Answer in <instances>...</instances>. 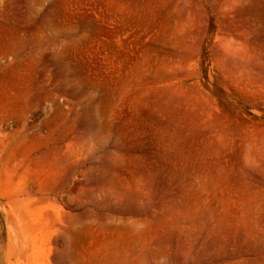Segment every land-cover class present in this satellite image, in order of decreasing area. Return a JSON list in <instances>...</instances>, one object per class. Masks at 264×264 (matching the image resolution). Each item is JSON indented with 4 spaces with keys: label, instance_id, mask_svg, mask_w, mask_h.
Instances as JSON below:
<instances>
[{
    "label": "rangeland",
    "instance_id": "obj_1",
    "mask_svg": "<svg viewBox=\"0 0 264 264\" xmlns=\"http://www.w3.org/2000/svg\"><path fill=\"white\" fill-rule=\"evenodd\" d=\"M0 264H264V0H0Z\"/></svg>",
    "mask_w": 264,
    "mask_h": 264
}]
</instances>
